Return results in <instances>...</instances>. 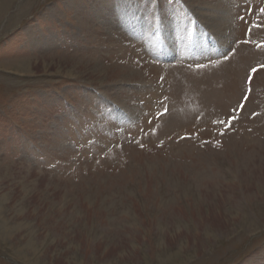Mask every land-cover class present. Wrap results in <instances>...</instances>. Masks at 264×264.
<instances>
[{
  "label": "rangeland",
  "instance_id": "374dc122",
  "mask_svg": "<svg viewBox=\"0 0 264 264\" xmlns=\"http://www.w3.org/2000/svg\"><path fill=\"white\" fill-rule=\"evenodd\" d=\"M262 45L264 0H0V264H264Z\"/></svg>",
  "mask_w": 264,
  "mask_h": 264
},
{
  "label": "snow or ice",
  "instance_id": "6c2138e0",
  "mask_svg": "<svg viewBox=\"0 0 264 264\" xmlns=\"http://www.w3.org/2000/svg\"><path fill=\"white\" fill-rule=\"evenodd\" d=\"M262 46H264V45H262ZM253 71H255V69H253Z\"/></svg>",
  "mask_w": 264,
  "mask_h": 264
}]
</instances>
